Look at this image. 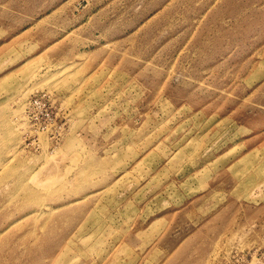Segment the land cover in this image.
<instances>
[{
    "label": "rangeland",
    "instance_id": "374dc122",
    "mask_svg": "<svg viewBox=\"0 0 264 264\" xmlns=\"http://www.w3.org/2000/svg\"><path fill=\"white\" fill-rule=\"evenodd\" d=\"M252 262L264 0H0V264Z\"/></svg>",
    "mask_w": 264,
    "mask_h": 264
},
{
    "label": "bare ground",
    "instance_id": "6f19581e",
    "mask_svg": "<svg viewBox=\"0 0 264 264\" xmlns=\"http://www.w3.org/2000/svg\"><path fill=\"white\" fill-rule=\"evenodd\" d=\"M43 93H46V92H43ZM30 105V100H27V101H25V109H27V107ZM25 112H26V110H25ZM26 116V115H25ZM27 118V117H26ZM27 120H28V118H27ZM28 122H29V120H28ZM46 141V140H45ZM48 190H50V188H48ZM216 193H217V191L215 190V191H213V192H211V193H209L208 195H207V197H208V199L209 198H215V196H216ZM203 205V204H202ZM216 208V206H213V209H215ZM47 252L48 251H45V252H43L45 255H43L44 257H42L41 259H45V258H47V257H52V255H47ZM252 263H254V262H252ZM254 264H256V263H254Z\"/></svg>",
    "mask_w": 264,
    "mask_h": 264
},
{
    "label": "crops",
    "instance_id": "0c3cea01",
    "mask_svg": "<svg viewBox=\"0 0 264 264\" xmlns=\"http://www.w3.org/2000/svg\"><path fill=\"white\" fill-rule=\"evenodd\" d=\"M224 182V181H223ZM229 182V181H228ZM225 184H226V180H225V182H224ZM161 220V219H160ZM154 224V226H156L157 225V223H153Z\"/></svg>",
    "mask_w": 264,
    "mask_h": 264
}]
</instances>
